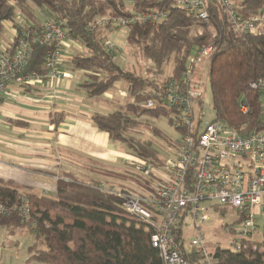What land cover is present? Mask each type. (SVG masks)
<instances>
[{"label":"trees","instance_id":"obj_1","mask_svg":"<svg viewBox=\"0 0 264 264\" xmlns=\"http://www.w3.org/2000/svg\"><path fill=\"white\" fill-rule=\"evenodd\" d=\"M234 4L241 19L264 11V0H238ZM147 9L163 11L166 17L156 23H136L126 36L127 43L149 60L144 75L121 68L114 61V51L105 49L107 33L116 29L112 24L106 22L94 28L90 25L104 17L132 16ZM18 12L25 18L24 23L16 20ZM44 18L65 22L75 48L67 63L70 70L85 75L79 88L87 97L100 96L120 79L127 81L132 101L110 113L94 112L91 119L112 140L125 144L131 157L155 165L165 159L151 141L135 133L145 121L142 116L163 117L174 126L180 136L170 140L146 122L153 135L171 146L187 133L194 139L200 133L198 124L186 121L179 107L164 102V85L180 76L192 52L209 44L212 53L206 68L214 112L211 121H220L239 134L264 128L261 91L249 85L264 77V34L235 32L218 6L203 22L173 7L171 0H0V39L12 25L15 45L26 28L36 30ZM53 49L54 44H33L25 70L46 72L43 58ZM170 61V75L159 82L157 76ZM149 99L154 105L141 107ZM196 100L201 102L200 97ZM242 103L248 105L247 112L240 110ZM110 174L115 180L133 178L140 185L148 182L130 168ZM98 185L68 178L57 181L54 196L25 192L29 215L24 217L18 209L11 208L20 200L18 187L0 179V202L11 208L0 215V227L10 233L24 228L31 232L34 241L28 248V259L44 264H163L150 243L152 230L127 211L121 196ZM213 255L215 264H264V223L259 241L244 238L239 250L217 247Z\"/></svg>","mask_w":264,"mask_h":264},{"label":"built area","instance_id":"obj_2","mask_svg":"<svg viewBox=\"0 0 264 264\" xmlns=\"http://www.w3.org/2000/svg\"><path fill=\"white\" fill-rule=\"evenodd\" d=\"M133 2V0H129ZM173 7L193 15L203 22L211 17V10L218 6L231 22L235 32L264 34V11L241 19L232 0H171ZM166 14L160 10H145L132 16L107 17L93 22L90 28L109 22L115 28L130 29L136 23H156ZM16 20L24 23L21 13ZM65 22L59 18H44L34 31L25 29L13 45L14 28L7 26L11 37L0 43V101L29 97V91L43 84L69 77L59 68L62 51L72 45L66 32ZM214 35V32L212 33ZM33 44H54L43 58L44 73L26 71ZM107 51L115 46L104 42ZM212 45L198 47L186 59L185 68L176 79L164 85V102L180 108L185 120L193 124V99L199 97L194 91L195 69L207 61ZM252 89L262 94L261 113L264 116V77L250 82ZM149 99L141 107H152ZM241 104L242 112L248 111ZM171 155L155 165L137 158H129V168L146 179L147 184H135L127 188L99 183V187L111 190L122 197L123 206L152 230L151 245L158 251L163 264H215L213 252L205 245L203 226L210 215L225 211L235 212L239 226L236 238L229 240L230 250H239L244 238H251L257 230L259 215L264 214V128L239 134L220 121H210L194 139L188 133L182 136ZM12 209H18L28 217L29 204L23 194ZM0 202V215L11 209ZM189 240L187 241V237ZM185 242L189 244L186 250Z\"/></svg>","mask_w":264,"mask_h":264},{"label":"crops","instance_id":"obj_3","mask_svg":"<svg viewBox=\"0 0 264 264\" xmlns=\"http://www.w3.org/2000/svg\"><path fill=\"white\" fill-rule=\"evenodd\" d=\"M70 53L73 51H62L59 65L61 70L69 73V77L53 81L49 87L43 84L33 88L29 91V97L14 102L21 111L17 114L20 117L0 115L1 130L12 131L19 138L29 136L27 140L30 144L26 147L0 153V179L17 186L19 194L33 191L54 196L57 181L68 178L85 183L103 182L116 188L137 184L133 178L130 184L126 182L127 179L115 180L111 176V171H128L131 156L123 145L96 127L91 115L99 110L86 109L82 98L73 102L69 100L76 98L69 89L73 78L67 63ZM79 83L75 88L77 92L83 91ZM109 96L119 100L115 95ZM131 101L132 98L124 103L117 101L114 105L117 109ZM5 102H0V105ZM54 118H57L55 122L52 121Z\"/></svg>","mask_w":264,"mask_h":264},{"label":"rangeland","instance_id":"obj_4","mask_svg":"<svg viewBox=\"0 0 264 264\" xmlns=\"http://www.w3.org/2000/svg\"><path fill=\"white\" fill-rule=\"evenodd\" d=\"M232 1L237 2L238 0ZM127 32L128 31L126 28H116L113 31L107 33L106 40H109L115 46L114 61L121 68L132 69L140 74L146 75L145 69L147 65H149V60L146 59L141 54V52L138 51L137 48L132 47L127 43ZM9 37V32L7 33V31H4L3 35L1 36L0 43L3 40H7ZM64 50L74 51L75 49L71 46V49ZM193 53L194 52H192V54ZM206 63L207 61H202L199 63V65H197L195 69V76L192 82L194 91L199 95L201 99L200 103L196 99H193L192 102L193 125L198 124V128L200 130L203 129V127L207 123H209L214 116V112L211 106V92L208 83ZM171 69L172 61L164 65L162 75L157 76V78H159L158 81H165L167 76L170 75ZM70 71L71 73H73V78L70 80L71 86L69 87V89L76 95V98H71L69 100L73 102L77 98H82V100H85V104L83 106L86 107V109L92 108L95 110H99V112H112L116 110L114 102L121 101L124 103L130 101L131 99L129 92L126 89L127 81L125 79L116 81L114 86L109 88L106 93H103L100 96L88 98L86 97L84 91L77 92L75 90L77 84L86 78L85 75L79 70ZM109 95H115L119 98V100L112 99V97ZM17 101L21 100L11 99L6 101L5 104L0 105V115L9 114L10 116L20 117L17 115L18 113H21L19 107L13 104ZM27 116H30V114H27ZM143 118H145L144 123L139 125V127L137 128L138 131H136L135 133L141 139L151 141L152 144L160 151V154L163 158L171 155L172 146L162 142L158 136L153 135L149 130L146 122H149L157 127L170 140L179 138L180 133L174 128L173 125H171L167 121V119L163 117H159L156 119H149L147 117ZM28 137L29 136L24 135L23 138H19V136L13 134L12 131L0 129V153L2 154L5 151L26 147L30 144V141L27 140ZM20 139L21 141H19ZM118 143L123 145L126 148L127 152L129 151V148L125 144H123L122 142ZM10 160L11 159L6 160V162H9ZM126 182H129L131 184L130 179H127ZM236 218L237 216L233 211H225L220 216L215 213H212L210 215L209 221L203 226L205 245L209 252H213L217 247L223 249H228L230 247L229 240L234 237L236 238L237 232L239 231V226L236 223ZM263 223L264 214H261L259 215L257 220V230L251 235L252 240L259 241L261 239ZM230 226L231 229H227L228 227L230 228ZM189 237L190 235H188L187 241L189 240ZM33 241V234L26 228L17 229L11 235L6 228L0 227V264H44L36 260H27V258L29 257L28 248L33 243ZM185 248L186 250L189 249V244L187 242H185Z\"/></svg>","mask_w":264,"mask_h":264}]
</instances>
